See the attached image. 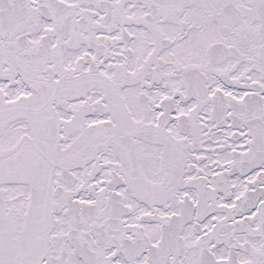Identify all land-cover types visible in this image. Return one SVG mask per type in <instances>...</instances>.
Returning <instances> with one entry per match:
<instances>
[{
	"label": "snow or ice",
	"instance_id": "6c2138e0",
	"mask_svg": "<svg viewBox=\"0 0 264 264\" xmlns=\"http://www.w3.org/2000/svg\"><path fill=\"white\" fill-rule=\"evenodd\" d=\"M0 264H264V0H0Z\"/></svg>",
	"mask_w": 264,
	"mask_h": 264
}]
</instances>
